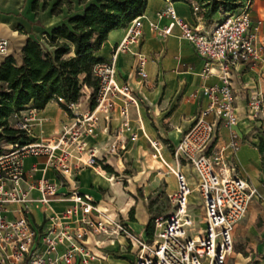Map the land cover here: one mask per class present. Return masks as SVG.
<instances>
[{"label":"built area","instance_id":"obj_1","mask_svg":"<svg viewBox=\"0 0 264 264\" xmlns=\"http://www.w3.org/2000/svg\"><path fill=\"white\" fill-rule=\"evenodd\" d=\"M191 6L194 14L200 12L196 2ZM221 11L206 29L178 16L171 0H166L156 16L169 22L160 26L148 21L149 28L159 36H168L177 27L202 59V75L219 81L189 95L192 99L205 98L206 102L170 146L175 166L161 154L168 144L147 138L152 157L176 181V188L166 193L172 210L154 217L151 238L132 231L114 212L72 184L79 170L89 167L99 173L108 156L119 157L128 139L126 132L130 133L129 140L137 138L130 121L132 110L137 113L140 98L127 80L119 78L117 60L120 53L131 52L135 57L134 76L146 80L148 57L130 49L142 37L141 14L127 23L124 37L112 47L109 58L93 66L97 88L92 108L78 111L79 100L66 104L70 122L57 133L40 138L31 137L35 109L12 116V127L23 131L26 139L7 144L8 150L0 154V264H106L108 252L100 248L104 241L118 237L127 241L131 250L136 248L132 264H228L234 226L253 200L262 199L260 190L239 175L233 159L239 144L232 86L233 72L243 66L253 67L261 59L258 36L262 21L252 19V0ZM7 46L8 41L0 38V54ZM259 114H264V94L254 88L248 95L247 115L258 118ZM113 119L118 125L108 139L89 144L88 138L97 135L100 123L102 131L108 132ZM29 156L44 157V171L53 170L58 181L44 174L34 178L37 163L26 172L23 160ZM183 165L195 176L202 226L196 225L189 212L192 189L181 169ZM34 206L42 213L37 224L32 220Z\"/></svg>","mask_w":264,"mask_h":264},{"label":"crops","instance_id":"obj_2","mask_svg":"<svg viewBox=\"0 0 264 264\" xmlns=\"http://www.w3.org/2000/svg\"><path fill=\"white\" fill-rule=\"evenodd\" d=\"M32 1L0 0V38L8 41L6 52L0 54V64L7 56H12L17 63H20L21 49L27 39H40L41 34L66 21V18H63L65 16H62V9L59 13L51 11L55 0H48L52 3L51 5L47 3L45 8L41 7L40 2L35 10L31 7ZM171 2L177 15L181 18L195 22L206 29L211 26V22L205 23L201 12L193 13L191 4L195 2L194 0H171ZM255 4L256 7L252 9L251 15L254 21L258 19L262 21L258 36V42L262 46L261 59L253 67L243 66L238 72L232 74V86L235 94L234 103L238 116L235 130L240 139L252 131L256 132L261 139H264V115L258 117L257 121L249 119L250 117L247 115L249 92L256 88L264 94V2L256 0ZM165 5L166 0H146L142 12L144 16L142 20V37L138 44L130 47L132 52L140 51L148 57L145 67L146 80L142 82L134 76L135 57L131 52L118 55L117 70L119 78L127 80L140 98L137 113L132 110L130 121L132 131L137 134V138L131 141L129 140L130 133H125L128 138L125 149L120 151L119 157L116 155L108 156L104 164L111 167V172L103 168L99 173H96L92 168L86 167L76 173L75 182L72 183L80 191L88 193L100 206H106L109 211L114 212L131 230L137 231L143 237L146 236L145 230H135V225H140L143 229L142 226L148 222V212L142 204H137L135 210L131 207L133 208L134 220H129L128 211L131 208L129 210L128 208L134 203V200L131 198L126 201V198L122 195V170L125 169L122 162L123 160L126 161L125 154L130 149L133 150L135 144L138 146L140 138H143L148 144L147 138H151L169 145L161 150V154L170 165L175 166L170 153V146L178 140L181 132L188 128L191 118L206 102L205 98L192 99L189 95L202 86L219 82L214 76L202 75V59L196 54L193 46L181 37L180 30L177 27H174L172 33L168 36H159L149 28L148 21L156 22L160 26L169 22L166 18L159 20L156 16V13L163 9ZM216 18L213 17V19ZM126 25L110 30L101 47L95 50L93 55L99 59H108L112 47L124 37ZM82 91L83 94L79 99L78 106L80 112L90 107L88 99L90 88L86 86ZM26 110L31 109L27 108L23 111ZM33 113L35 120L32 122L31 137L51 136L71 120L70 113L63 110L55 100L49 101L42 109L33 110ZM117 125L118 120L113 119L109 124L108 132H104L101 129L103 126V122H101L97 135L89 137L88 143H102L114 132ZM256 140H258L257 136H251L249 143H240L233 159L239 175L247 178L260 190L262 199L253 200L249 204L244 215L245 220H242L243 217L242 221L240 220L234 226L233 241L235 232H242L249 226L248 224L256 223L255 219H258V217H260L259 237L264 240V167L261 165ZM147 148L150 150V158L163 166L157 158L152 157L153 149L150 144ZM24 161L23 168L26 172L30 171L33 163H37V171L33 174L34 178L44 174L45 177L58 181V175L53 170L47 168L44 171V157L29 156ZM181 169L188 179L190 188L195 189L196 180L191 168L183 165ZM155 185L157 186L158 183ZM65 189V187L61 188V190ZM173 190L167 188L165 195ZM62 205L58 204L56 206L62 207ZM188 208H190L189 204ZM32 210L33 223L37 224L42 220L41 209L34 206ZM259 212L261 213L260 216L258 215ZM99 238L102 239L101 236ZM127 247L129 248L127 241L118 237L114 241H104L100 249L108 252L106 264H132L134 253L131 249L127 252ZM232 253L228 260L232 257Z\"/></svg>","mask_w":264,"mask_h":264},{"label":"trees","instance_id":"obj_3","mask_svg":"<svg viewBox=\"0 0 264 264\" xmlns=\"http://www.w3.org/2000/svg\"><path fill=\"white\" fill-rule=\"evenodd\" d=\"M194 1L205 23H210L220 9L232 10L241 3L236 0ZM40 2L45 8L48 0H33L32 9H37ZM64 4L69 9L71 0H55L51 11L59 13ZM145 4L146 0L90 2L81 13L67 17L65 22L44 32L40 39H27L21 49L20 63L12 56L4 59L0 64V154L2 144L26 139L23 131L11 125L14 114L27 108L42 109L51 100L69 113L66 104L78 102L86 86L91 89L90 107L94 106L97 79L92 75V68L103 59L93 53L101 47L110 30L121 28L141 15ZM256 148L264 167V140L260 138ZM103 168L112 171L108 165ZM155 216H149L145 225L148 239L152 236ZM129 220H134L133 208L129 210Z\"/></svg>","mask_w":264,"mask_h":264},{"label":"rangeland","instance_id":"obj_4","mask_svg":"<svg viewBox=\"0 0 264 264\" xmlns=\"http://www.w3.org/2000/svg\"><path fill=\"white\" fill-rule=\"evenodd\" d=\"M52 1L48 2V4L51 5ZM81 1H83V3H81ZM95 1L96 0H71V7H69V9L65 4L62 5V16H65L63 18H67L68 16L81 13L83 11V8L88 3ZM242 1L243 0H236V2L239 3ZM260 2H264V0H260ZM255 3L254 0H252V9L256 7ZM66 9L68 10V12ZM217 13L218 14L214 17L218 18L220 14H222L221 9ZM214 21L215 19L212 18L211 23H213ZM42 36L43 34H41L39 38H41ZM24 112L28 113L29 110H26ZM262 115L264 114H259V116ZM249 119L257 121L258 118L250 117ZM151 125H153V123H151ZM259 133L261 132L259 131ZM251 136L258 137V140L255 141L257 145L261 137L254 131L243 136V138L241 139L237 137L236 140L238 144L243 142L249 143ZM5 146H7V144L1 145V148H3V152L8 150ZM148 146L149 144L143 138H140L138 146H136L135 144L133 150L130 149V151L125 154L126 161L123 160L122 162V164L124 163L125 167V169L122 170V195L124 196V198H126V201L130 200L131 198H133L134 200V203L129 206L128 210L131 207H133L135 210L137 204H142L146 208V210L148 209L149 218V216H163L171 212L172 204L166 197L165 190L167 188L175 189L176 181L173 174L171 172H168L165 166H161L159 163L153 161V159L150 158V150L149 148H147ZM24 163L25 161L23 162V164ZM80 178L82 180L81 176ZM156 183H158L157 186L155 185ZM188 199L190 207L189 209L192 216L196 220V225L202 226L199 223L202 214L201 208L199 207L200 198L195 189L192 190ZM259 214L261 213L259 212L258 215ZM242 220H245V217ZM255 222L256 223L251 225L248 224L249 226L246 227V229H244L242 232L234 233L233 253L232 257H230V259L228 260V264H264V240H261L259 237L260 217H258V219H255ZM142 227L143 229L140 225H135V230L144 231L145 225H143ZM134 232L137 233V231ZM128 245L130 244L128 243ZM129 249L130 246L129 248H126L127 252L129 251ZM135 251L136 248L132 250L133 253Z\"/></svg>","mask_w":264,"mask_h":264}]
</instances>
